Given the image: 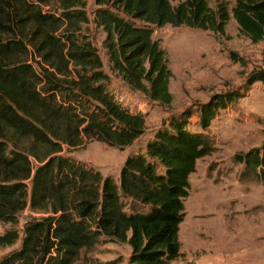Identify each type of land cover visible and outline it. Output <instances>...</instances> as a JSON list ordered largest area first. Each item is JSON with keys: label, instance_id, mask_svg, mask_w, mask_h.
Masks as SVG:
<instances>
[{"label": "trees", "instance_id": "obj_1", "mask_svg": "<svg viewBox=\"0 0 264 264\" xmlns=\"http://www.w3.org/2000/svg\"><path fill=\"white\" fill-rule=\"evenodd\" d=\"M216 2L213 8L209 0H0V222L15 224L26 209L42 215L0 264H81L84 251L102 239L128 245V264L180 257L190 176L214 152L202 132L237 96L203 105L201 132L188 129L192 112L171 120L145 151L126 159L118 179L63 153L85 139L125 149L145 133V117L112 93L101 50L127 87L170 106L173 72L155 30L169 25L224 35L233 16L253 44L264 41V0H235L232 8ZM93 24L105 35L100 51L86 31ZM258 75L264 81V72ZM236 161L264 183V144ZM18 240L10 231L0 236V248Z\"/></svg>", "mask_w": 264, "mask_h": 264}, {"label": "rangeland", "instance_id": "obj_2", "mask_svg": "<svg viewBox=\"0 0 264 264\" xmlns=\"http://www.w3.org/2000/svg\"><path fill=\"white\" fill-rule=\"evenodd\" d=\"M225 1L230 2V8L234 6L235 0ZM209 4L215 8L217 2L209 0ZM86 31L100 51L103 31L94 24L86 26ZM153 38L161 41L168 54L173 103L160 105L131 90L111 71L109 58L101 50L104 71L111 76L112 93L130 111L145 117V133L125 149L85 139L83 146L66 149L63 154L103 177L118 179L126 159L145 151L148 141L171 120L192 112L187 118L188 129L201 132L200 108L219 97L237 96V101L213 120L209 130L202 132L214 152L201 159L190 176L179 232L181 255L170 264H264V183L236 161L237 156L264 144V81L256 80L264 72V41L253 44L240 33L233 16L224 35L168 25L155 30ZM140 211L147 212L144 208ZM41 217L26 209L15 224L0 222V236L10 231L19 235L15 245L0 248V259L20 249L26 225ZM129 254L128 245L102 239L92 251H84L81 264L111 260L128 264Z\"/></svg>", "mask_w": 264, "mask_h": 264}]
</instances>
